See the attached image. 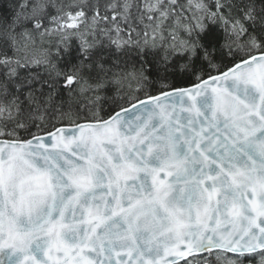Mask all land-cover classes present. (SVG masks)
I'll list each match as a JSON object with an SVG mask.
<instances>
[{
  "label": "snow or ice",
  "instance_id": "snow-or-ice-1",
  "mask_svg": "<svg viewBox=\"0 0 264 264\" xmlns=\"http://www.w3.org/2000/svg\"><path fill=\"white\" fill-rule=\"evenodd\" d=\"M0 264H264V0H0Z\"/></svg>",
  "mask_w": 264,
  "mask_h": 264
}]
</instances>
